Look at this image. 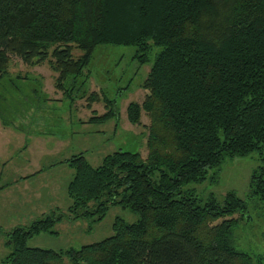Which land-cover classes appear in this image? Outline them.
I'll list each match as a JSON object with an SVG mask.
<instances>
[{
    "label": "trees",
    "instance_id": "16d2710c",
    "mask_svg": "<svg viewBox=\"0 0 264 264\" xmlns=\"http://www.w3.org/2000/svg\"><path fill=\"white\" fill-rule=\"evenodd\" d=\"M99 46H131L141 64L160 48L139 84L143 100L126 106L130 123L148 118L146 156L117 150L98 166L83 152L65 159L73 170L67 212L7 231L3 262L264 264L236 244L240 220L251 219L246 200L228 191L222 202L202 201L182 188L227 158L264 149V0H0V79L10 54L31 65L47 60L56 88L65 94L77 85L90 105L98 95L85 89L86 78L77 81ZM107 102L87 122L110 118ZM248 197L264 202V166L252 173ZM112 204L139 218H117L111 235L79 248L27 245L63 218L100 219Z\"/></svg>",
    "mask_w": 264,
    "mask_h": 264
},
{
    "label": "rangeland",
    "instance_id": "374dc122",
    "mask_svg": "<svg viewBox=\"0 0 264 264\" xmlns=\"http://www.w3.org/2000/svg\"><path fill=\"white\" fill-rule=\"evenodd\" d=\"M159 49L155 47L141 64L132 58L131 46H99L89 72L85 71L87 76L77 81L86 78L85 89L98 95L100 100L90 105L86 96L80 98L79 86L65 94L56 88V74L47 60L31 65L10 54L7 75L0 79V264H7L3 259L11 251L7 231L29 225L50 211L67 212L66 185L73 170L65 159L83 152L92 166H98L105 155L117 150L146 156L148 118L142 113L140 124L130 123L126 106L143 100L146 91L139 84ZM107 100L113 102L115 113L104 122H87L90 116L108 109ZM263 166L264 149L255 150L227 158L219 168L211 169L204 181L182 188L202 201L213 196L222 202L228 191L246 200L251 219L240 220L236 244L264 262V202L248 197L251 175ZM21 175L29 176L23 180ZM97 218L96 214L76 219L68 216L55 223L54 233L33 235L27 245L53 250L79 248L111 235L117 218L132 223L139 215L112 204L104 217Z\"/></svg>",
    "mask_w": 264,
    "mask_h": 264
},
{
    "label": "crops",
    "instance_id": "0c3cea01",
    "mask_svg": "<svg viewBox=\"0 0 264 264\" xmlns=\"http://www.w3.org/2000/svg\"><path fill=\"white\" fill-rule=\"evenodd\" d=\"M29 175H21L19 179H23L25 180L24 178H27ZM18 180V179H17Z\"/></svg>",
    "mask_w": 264,
    "mask_h": 264
}]
</instances>
